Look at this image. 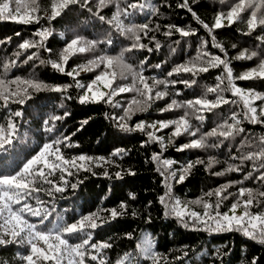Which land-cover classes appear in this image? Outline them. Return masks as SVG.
Segmentation results:
<instances>
[{"label": "trees", "instance_id": "1", "mask_svg": "<svg viewBox=\"0 0 264 264\" xmlns=\"http://www.w3.org/2000/svg\"><path fill=\"white\" fill-rule=\"evenodd\" d=\"M4 2H9L10 9L16 8L15 0H0V4ZM97 2L98 0H88L86 7L83 0H79L77 4L69 6L60 17L53 20L49 19L53 0H35L36 14L40 17L38 23L23 24L0 18V41L10 40V42L0 44V78L33 79L52 86L72 85L65 93L35 92L30 89L32 98L25 105L11 104L9 106L12 110L23 109L24 115L18 118L19 129L12 144L7 145L4 150H0V174H14L44 143L51 142L58 136L62 139L61 133L68 136L75 133L70 140L72 147L61 146V151L66 158L70 159L73 156L84 154L94 158L104 157L105 161L111 160L112 163L97 160L96 163L86 165V167H91V171H81L75 177L68 178L70 183H75L77 180L83 181L75 189L69 186L65 188L64 192L55 193L53 197L41 193L40 198L47 202L50 210L54 209L49 217L51 223L46 221L42 230L54 227L60 217L71 223L83 214L98 210L101 218L107 220L109 213L103 210L118 208L123 201L127 203L126 214L112 220L104 227L98 228L93 233V242L107 240L113 244L111 249L104 250V255L108 257L111 264H115L116 259L124 253L132 254L133 264H153L152 260L141 253L137 247L142 243L144 234L152 243L153 251L164 257L161 264H252L254 258H259V264H264V244L246 237L242 232L234 230L213 234L203 230L202 227L193 229L190 225L185 228L178 219L166 218L163 215L164 208L158 201V197L166 191V188L162 186L164 177L158 171V169L163 170V165L150 159L153 153H162V160L169 159L175 162L170 170L177 171L181 166H186L188 162L195 164L198 159L205 162L204 164H195L183 183L171 182L174 197L180 199L182 204H187L189 211H197L202 214V206L190 202L205 197L206 201L214 203L215 197L208 198L205 194L224 183H233V187L228 189L233 194H238L240 187L264 191V182L254 178H250L242 184L236 183L242 181L247 172L252 171L253 162L249 161L241 165V172L225 171L229 164H239V160L232 159V155L239 156L242 153L246 155L249 151H258L257 145L259 137L264 136V126L244 122L241 126L245 132L234 139L226 140L219 147H211L210 145L218 143V140L217 138H209L207 141L209 146L184 151H177L176 149L185 143H189L193 137L184 134L170 140L174 128V126H170L156 133L164 138L165 148L163 150L157 142H148L145 146H141L142 142L147 141V131H153V129H146L144 133L139 131L126 132L117 126L119 121L113 118L123 116V110L131 105L133 99H141L135 91L114 96L112 104L105 101L81 104L78 97L83 94V90L75 87V80L72 77L53 69L50 63L43 65L39 63L41 59L46 62H59L63 48L67 42L76 36L97 41L111 39L113 41L112 46L98 44L90 51L73 54L67 61L66 72L73 69L80 71L76 80L87 85L96 75L106 69L101 64L99 67H92L90 71H81L79 66L86 68L90 61L97 60L99 56L103 54L117 55L124 48L130 46L132 43L131 34L120 33L114 26L108 25L93 15L96 12ZM129 2H136V0H129ZM138 2L142 3L144 0H138ZM181 2L182 0H151V3L158 10V15L146 16L144 13H138L130 18L131 23H148L152 29H155L156 25L160 26L158 31L149 32L147 38L141 33V42L152 47L153 52L125 53V63L131 64L135 71H140L141 61H144L146 57L148 63L143 67V74L146 77L155 75L157 78H165L167 71H170L174 66L193 60L198 51H207L212 55H221V58H224L219 48L213 47V43L220 45L227 52L234 77L256 67L260 59H264V55L252 60L234 59L245 50L248 54L252 51L258 53L264 51V44H260L257 39L264 36V28H257L249 35L245 34L248 33L246 22L249 18L248 12L243 13L240 19L231 26L215 29L211 34L202 26L208 24L211 27L217 14L221 11L226 13L238 0H227L224 4L219 3V0H195V2L189 0L190 7L199 19L194 18L186 9L179 8L178 5ZM21 3L31 4V0H21ZM89 7L92 8V12L88 11ZM27 10L31 11V9ZM114 11L115 7L110 4L101 9L100 14L107 20L111 19ZM223 22L227 25L226 20ZM124 24L126 27L131 26L129 20H125ZM171 25L185 28V30L195 29L196 35L187 38L175 32L170 37L164 35ZM44 28L52 32V35L43 42L44 46L40 49L33 48L23 51L17 59L15 53L20 51L18 45L24 40L39 41L40 38L35 33ZM152 36L160 41L161 48L159 50H155V42L151 40ZM213 36L215 41L212 40ZM202 40L208 42L203 49L200 48ZM173 48L176 50L175 52L171 51ZM46 49H51V52ZM32 52H38V59L29 61L27 64L22 63ZM13 60H17L18 67H13L5 73L2 64L10 63ZM158 63L162 64V68L156 69L154 67ZM107 71L110 78L111 73L116 74L113 88L132 87V72L122 71L115 66L107 69ZM222 74L223 68L220 67L210 69L209 72L199 74L196 77H193L191 73L174 75L168 79H174L177 83L174 87L170 86L167 89L168 96L163 100H154L147 112L136 113L131 120L126 122L130 127H134L140 121H144L146 124L168 121L177 119L185 112H189L192 128L200 129L195 138H199V135L210 131L225 120L231 123L229 117L232 112H242L243 106L240 102L222 105L212 112L200 113L205 116L203 122L197 121L191 110L187 108H177L164 113L160 111L171 103L172 99L186 103L206 95L207 99L215 100L216 94L207 93V88L216 86L218 83L216 77ZM183 80H188L190 86L185 87L183 83H180ZM193 80H195L194 84L191 83ZM149 82L151 83V81ZM235 83L244 90L264 93V80H236ZM226 85L227 81L225 80L224 86L226 87ZM99 88L101 91H109L103 87V84H100ZM157 90H164L163 86ZM224 95L227 99L239 101L238 97H234L229 92H225ZM68 96L71 99L65 98ZM117 103L120 107L113 106ZM255 103L257 106L260 104L259 101ZM65 111L69 112L70 115L66 119L56 122L57 131L47 132L43 123L44 120L50 119L53 115L62 116ZM6 116L7 110H0V124L5 122ZM84 120H89V123L77 132ZM48 126H51V122ZM244 142H246L245 147L241 149V144ZM116 149H124L126 155L113 157L112 153ZM212 157L218 162L211 168H207V163ZM256 166H259V162ZM105 171L109 172L112 178L105 177ZM117 171L122 173V179L115 178L114 174ZM129 171L134 172L135 175L127 174ZM222 171L225 172V175H215V173ZM256 175L259 173L254 172L253 177ZM58 177L59 173L52 179L58 180ZM37 186L39 187V184ZM45 187L47 186L45 185ZM130 193L135 195L134 200L130 198ZM236 198V195L231 196L222 204L220 211L228 212ZM29 203L35 206L34 200H30ZM238 209L242 212L244 210L243 207ZM251 211L254 214L264 213V201L259 205H254ZM134 213L135 215H133ZM29 219L30 222H37L35 217ZM99 222L97 221V223ZM9 227L11 226L9 225ZM129 233L132 234V238H128L127 234ZM83 238L85 237L71 238L69 242L70 244L79 243ZM35 242L40 247H46L42 241ZM28 252L29 246L27 244L0 245V264H25L21 257ZM185 252L188 253L187 256L184 255ZM70 261L71 264H78V258L65 254L62 264H69ZM85 264H95V262L86 258Z\"/></svg>", "mask_w": 264, "mask_h": 264}, {"label": "snow or ice", "instance_id": "2", "mask_svg": "<svg viewBox=\"0 0 264 264\" xmlns=\"http://www.w3.org/2000/svg\"><path fill=\"white\" fill-rule=\"evenodd\" d=\"M78 2L79 0H53L49 19L54 20L60 17L64 10ZM226 2L227 0H219L221 4ZM15 3V9H10L9 2L0 4V18L10 19L23 24L39 22L40 17L36 14L35 0H31V4H22L21 0H15ZM83 3L87 7L88 0H83ZM110 4L115 7V11L111 19L105 20V17L100 14V11ZM178 7L186 9L194 18L199 19L192 7H190L189 0H182ZM27 9H31V11ZM88 11L92 12V8L89 7ZM245 12L249 13V18L246 21L248 26V33H245L246 35L251 34L257 28H264V14H261L264 12V0H238L226 13L223 11L219 12L211 27L208 24H203L202 26L211 34L215 29L231 26ZM138 13H144L146 16H156L158 15V10L151 3V0H144L142 3L138 2V0L136 2H129V0H98L96 12L93 15L97 16L99 20L105 21L108 25L114 26L118 32L131 34L132 43L117 55L103 54L97 60L90 61L86 68L85 66H79L81 71H90L92 67H99L101 64L106 69L99 75H96L87 85L81 84L76 80V77L80 75V71L73 69L72 71L66 72L65 65L67 61L73 54L85 53L95 48L98 44L112 46L113 41L111 39L97 41L76 36L70 42H67L63 48L59 62H46L41 59L39 63L41 65L50 63L53 69L72 77L75 80V87L83 90V94L78 97L81 104L99 103L101 101L112 104L114 96L135 91L141 99H133L131 105L123 110V116L113 118L119 121L117 126L126 132L139 131L144 133L146 129H153V131H147V141L142 142L141 146H145L148 142H157L163 150L165 148L164 138L158 136L156 133L170 126H174L169 138L170 140L171 138L181 137L184 134L193 137L189 143H185L177 148V151L200 149L209 146L207 144L209 138H217L218 143L210 146L219 147L226 140L234 139L236 136L244 133L245 129L241 126L244 122L264 126V93L255 90H244L235 83L236 80H264V59H260L256 67H253L238 77H234L233 69L227 58V52L220 45L213 43V47L219 48L224 58H221V55H212L207 51H198L197 56L193 60L178 64L170 71H167L165 78H157L155 75L146 77L143 74V67L148 63V58L146 57L144 61H141L140 71L137 72L131 64L125 63V53L135 51L153 52L154 49L152 47L141 42V33L147 38L149 32L158 31L160 26L156 25V28L152 29L148 23H131L130 18ZM125 20H129L131 26L126 27L124 24ZM225 20L227 21V25L223 22ZM174 32L179 33L185 38L196 35L195 29L185 30V28L176 25L169 26L164 35L170 37ZM35 35L40 38L39 41L24 40L18 45L20 51L15 53L17 59L23 51L43 47V42L52 35V32L44 28L37 31ZM257 39L260 44H264V36H260ZM151 40L155 42V50H159L161 48L160 41L155 36H152ZM212 40L215 41L214 36ZM6 42H10V40L0 41V44ZM207 43L206 40H202L200 48H205ZM46 50L51 52V49ZM171 51L175 52L176 50L173 48ZM260 55H264V51L260 53L252 51L248 54L245 50L240 52L234 59L252 60ZM34 59H38V52H32L22 63L27 64ZM114 66L120 68L122 71L127 70L133 73L132 87L121 86L118 89L113 88V81L116 74L114 72L111 73L110 78L107 69H111ZM13 67H18L17 60L2 64L5 73ZM154 67L160 69L162 68V64L158 63ZM220 67L223 68V74L216 77L218 83L214 87L207 88V93L216 94L215 100L207 99L206 95L203 98L189 100L186 103L172 99L171 103L167 104L160 111L164 113L177 108H187L191 110L192 115L197 121L203 122L205 116L200 113L212 112L222 105L237 104L240 102L243 106L242 112L233 111L229 117L231 123L225 120L223 123L213 127L210 131L199 135V138H195L200 132V129L192 128L189 112H185L184 115L177 119L168 121H156L151 124L140 121L134 127H130L126 122L131 120L136 113L147 112L154 100H163L169 95L167 89L170 86L174 87L177 81L168 78L180 73H191L193 77H196L199 74L209 72L210 69ZM225 80L227 81L226 87L224 86ZM180 83H183L185 87L190 86L188 80L180 81ZM191 83L194 84L195 80L191 81ZM100 84H103V87L109 91H101L99 88ZM160 86H163L164 90H157ZM70 87L72 85L52 86L38 80H22L19 77L14 79L0 78V110H7L5 122L0 124V150H4L7 145L12 144L19 129L18 118L24 115L23 109L12 110L9 107L11 104L25 105L32 98L29 92L30 89L35 92L52 91L65 93ZM225 92H229L234 97H238L239 101L225 98ZM176 94L179 95V93ZM65 98L71 99L70 96ZM257 101L260 102L258 106L255 103ZM113 106L120 107L118 103ZM69 115L70 113L65 111L62 116L53 115L50 119L44 120L43 123L46 126V131L49 133L56 132V122L66 119ZM50 122L51 126L49 127ZM88 123L89 120L82 121L77 132L81 131ZM74 135L75 133H72L71 136L61 133L62 139L58 136L52 139L51 142L44 143L34 155L23 163L19 171H16L14 174H0V230H2L0 231V245L12 243L27 244L29 246V252L21 257L25 264H62L65 254L78 258V264H85L86 258L91 262H95V264H111L108 257L104 255V250L111 249L113 244L107 240L93 242V233L112 220L123 217L126 214V202L122 201L118 208L104 209L103 211L109 213V219L107 220L101 218L100 211L98 210L83 214L71 223L64 221L63 217H60L54 227L42 230V226H45L46 221L51 223L49 217L52 215L54 209L50 210L47 202L40 198L41 193L46 194L48 197H53L55 193H62L69 186L75 189L83 181L77 180L75 183H70L68 178L75 177L81 171H91V167H86V165L96 163L97 160L109 164L112 163L111 160L105 161L104 157L94 158L84 154L73 156L70 159L66 158L61 151V146L72 147L73 145L70 143V140ZM245 144L246 142L241 144V149L245 147ZM257 147L258 151H249L246 155L243 153L239 156L232 155V159H238L239 164H229L225 170L226 172H241V165L249 161L253 162L252 171L247 172L243 176V180L237 181L236 183L242 184L250 178L264 182V136L259 137ZM112 155L113 157H120L121 155H126V152L124 149H116ZM161 155L162 153H153L150 159L157 164L163 165V170L158 169V171L164 177L162 186L166 188V191L158 197V201L164 208L163 215L166 218L173 217L178 219L185 228H188L190 225L193 229H200L202 227L203 230L213 234L234 230L239 231L246 237L256 240L260 244H264V213L254 214L251 211L254 205H259L264 201V191H254L252 188L240 187L238 194H233L228 191V189L233 187V183L227 182L205 194L208 198L215 197L214 203L206 201L205 197L190 202L191 204L201 205L203 208L202 214L197 211H189L187 204H182L180 199L174 197L171 182L174 181L177 184L183 183L195 164H204L205 162L198 159L195 161V164L188 162L186 166H181L178 171L170 170L172 164L175 162L169 159L162 160ZM217 162L214 157L210 158L207 163V168H211ZM257 162H259L258 167L256 166ZM254 172H258L259 175L253 177ZM57 173H59L58 180L52 179V177L57 176ZM127 174L135 175L131 171ZM215 175L223 176L225 172H217ZM104 176L112 178L107 171L104 172ZM114 176L117 179L123 178L120 171L115 172ZM37 184H39V187ZM129 195L133 200L136 198L134 194L130 193ZM233 195H236L237 198L231 204L229 211L221 212L220 208L222 204ZM245 196L247 197L246 199ZM30 200L35 201V206L29 203ZM240 207H243L244 210L238 215L237 209ZM31 217L37 218V222H30L29 218ZM97 221L100 222L97 223ZM127 236L128 238H132L131 233L127 234ZM79 237L85 238L81 239L79 243L70 244L69 240L71 238ZM35 241H42L46 247L38 246ZM137 247L141 253L152 260L153 264H161V261L164 260V257L153 251V245L149 241H145L143 244L137 245ZM217 253H219V250H217ZM184 255L187 256L188 253L185 252ZM69 264H71V261ZM115 264H133L132 254H122L121 257L116 259ZM252 264H259V258H254Z\"/></svg>", "mask_w": 264, "mask_h": 264}, {"label": "rangeland", "instance_id": "3", "mask_svg": "<svg viewBox=\"0 0 264 264\" xmlns=\"http://www.w3.org/2000/svg\"><path fill=\"white\" fill-rule=\"evenodd\" d=\"M241 213H242V211H240L239 209H237V214L239 215V214H241ZM229 214H231V213L229 212ZM145 241H149V239L146 238V234L143 235L142 243H141V244H143ZM149 242H150V241H149Z\"/></svg>", "mask_w": 264, "mask_h": 264}]
</instances>
